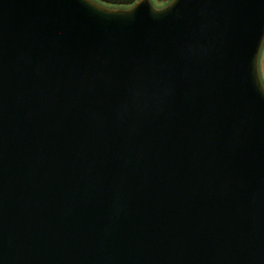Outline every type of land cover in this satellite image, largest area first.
<instances>
[{
    "label": "water",
    "instance_id": "1",
    "mask_svg": "<svg viewBox=\"0 0 264 264\" xmlns=\"http://www.w3.org/2000/svg\"><path fill=\"white\" fill-rule=\"evenodd\" d=\"M264 0H0V264H264Z\"/></svg>",
    "mask_w": 264,
    "mask_h": 264
},
{
    "label": "rangeland",
    "instance_id": "2",
    "mask_svg": "<svg viewBox=\"0 0 264 264\" xmlns=\"http://www.w3.org/2000/svg\"><path fill=\"white\" fill-rule=\"evenodd\" d=\"M170 1L162 2V1L152 0V5L154 8L159 9V8H162L163 6L167 5ZM103 6L107 7V8H112V6L106 5V4ZM127 8H129V7H127ZM127 8H121V9H127ZM258 74H259L260 82L264 88V41H263V44L261 46V50H260L259 57H258Z\"/></svg>",
    "mask_w": 264,
    "mask_h": 264
},
{
    "label": "trees",
    "instance_id": "3",
    "mask_svg": "<svg viewBox=\"0 0 264 264\" xmlns=\"http://www.w3.org/2000/svg\"><path fill=\"white\" fill-rule=\"evenodd\" d=\"M101 5H110L112 8H127L136 3L138 0H94ZM155 1H162L168 2L170 0H155ZM152 3V0H150Z\"/></svg>",
    "mask_w": 264,
    "mask_h": 264
}]
</instances>
